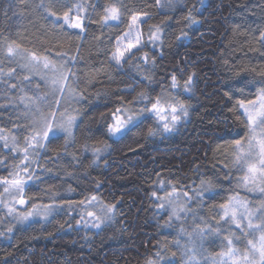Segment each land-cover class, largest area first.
<instances>
[{"label":"trees","instance_id":"16d2710c","mask_svg":"<svg viewBox=\"0 0 264 264\" xmlns=\"http://www.w3.org/2000/svg\"><path fill=\"white\" fill-rule=\"evenodd\" d=\"M77 5L83 7V32L54 25L44 7L60 15L72 9L75 16ZM110 5L120 9L121 18L104 23ZM189 11L196 23L187 19ZM132 15L149 18L143 25L145 47L119 68L112 53ZM157 27L159 39L153 40ZM261 33L264 0H185L169 12H161L157 0H0V136L10 145L0 140V177L23 167L24 153L11 150V137L22 149L32 134V113L21 97H42L41 108L54 98L7 55V47L14 42L51 59L60 58L57 52L74 57L71 81L83 93L75 106L74 135H58L43 148L29 149L27 209L32 204L60 209L48 222L15 224L0 236V264H147L157 252L162 264H185L187 240L180 229L193 232L199 218L216 228L219 205L246 196L244 173L233 163L234 142L249 136L237 101L254 99L264 87ZM10 69H15L11 76ZM173 75L177 87H172ZM189 77L191 90L186 91ZM141 93L148 100L141 101ZM157 98L165 105L184 103L188 116L165 132L168 121L145 112L119 139L109 134L117 107L135 114ZM149 128L159 129L158 134L148 135ZM201 181L212 188L197 196ZM173 186L191 198L192 215L182 223L169 221L170 213L160 207L161 188L172 191ZM93 195L99 204L85 207ZM107 205H115L112 219L104 217ZM87 212L104 217V223L99 228L87 224L93 218ZM13 223L0 204V232ZM215 244H206L203 253L219 254L222 244Z\"/></svg>","mask_w":264,"mask_h":264},{"label":"snow or ice","instance_id":"6c2138e0","mask_svg":"<svg viewBox=\"0 0 264 264\" xmlns=\"http://www.w3.org/2000/svg\"><path fill=\"white\" fill-rule=\"evenodd\" d=\"M171 4V0H168ZM160 3V0H157ZM45 11L50 17H53V24L59 23L61 27L68 29H79L81 32L84 30V23L79 15L83 11L82 5H77L76 15L73 16L72 9L63 12L62 15L55 11H52L47 6ZM121 18L120 9L115 5H110L105 9V15L102 17V21L107 23L108 21H119ZM187 19L191 23L197 21L191 15ZM140 20L139 15H132L129 29L131 30L133 25H137ZM161 29L156 28L152 34L153 40H158ZM127 36V34H125ZM261 39H264V33H261ZM140 41L137 36L135 43H128L124 50L117 47L112 53V58L116 64H120L125 60L126 53H131L133 48L139 45ZM7 55L15 56L21 55L25 63L22 67L29 68L32 70L44 69L43 73L37 72L42 76L47 83H49L53 90L58 93L61 98H64L67 94L71 100L79 102L83 99V93L74 91L70 80H75L76 74L72 72L71 68L66 67V64L72 63L75 59L67 58L66 53L57 52L55 55L60 57V63L54 59H50L48 55H37L36 52H28L26 49H21L18 44H10L7 47ZM130 58V57H129ZM147 54H145V59ZM15 69H10L7 75L11 76ZM49 74H51L49 76ZM29 79V77H25ZM172 87H177V80L175 75L172 77ZM192 78L189 77L188 81L185 82L184 88L186 91H190V85ZM16 87V85H12ZM42 97H21V101L25 102V107L28 108L33 114L32 120V134L30 137H25L26 146L22 149L16 144V138L12 137L11 150L22 151L24 153L21 164L23 165L19 171L10 173L9 177H0V185H3V191L0 192V197L4 194H8L11 199L5 201L0 198V204L7 208V215L13 218L14 223L6 228V232H0V236L6 233H11L15 224H25L31 218L37 215H43L47 217L52 211H54L55 205H36L32 206L26 211H20L15 205H26L27 200L23 198V192L25 185L28 180L32 178V174L29 172V149L35 151L37 148H43L45 142L51 138H58L59 133H66L69 137L72 135V129L76 122L77 117L75 115H65V111L59 112V119H57V111H49L47 113L41 111L38 101ZM141 101L148 100V97L143 93L140 94ZM57 106L60 104V100L56 101ZM237 104L247 119V127L249 136L246 140L238 139L234 142V160L233 163L237 166L243 176L241 177V183L248 187L250 192L259 191L264 193V87H261L254 99L239 100ZM35 106V107H32ZM145 112H152L154 115L159 117L161 121H168L163 124V131L171 132L176 125L181 121L182 118L188 116V106L180 102L177 104L168 103L161 105V101L157 98L154 102H151V107L141 108L139 112L130 114V110L126 107H117L110 115L111 123L108 125V132L111 136H119L125 131L130 130V125L134 124V121L139 120L140 116ZM159 129L149 128L148 135H157ZM0 140H4V147L8 148V138L6 136H0ZM99 152L100 149H95ZM2 163V161H0ZM19 167V166H18ZM23 173L24 175H22ZM27 177V179L25 178ZM201 190L196 193L197 196H202L204 192L210 191L212 185L210 182L201 181ZM250 186V187H249ZM177 192V189L173 186L171 193H166L168 196H173ZM153 196L157 194L152 193ZM184 197H188V193H183ZM97 197L95 195L87 201L91 203L95 201ZM179 197L175 200L169 199L168 205L172 209V214L169 216V221L173 218L179 220L180 213L186 211L185 205L178 203ZM85 201H80V204H84ZM106 212L104 213L105 219H112L110 215L115 211V205H107ZM160 207L163 208L164 204L161 203ZM220 209L223 210V215L220 217L225 222H230L235 225L237 229L241 230L242 235L245 238L247 247L244 251H241L239 247L234 244V239L239 240L240 237L236 236L235 233L231 237L225 236L226 251L219 253L223 259L220 262H214V264H264V201H261L257 206L250 207L249 202L244 201L237 196L229 198L226 203L219 205ZM87 216L94 217V222L91 224L92 227L99 228L104 223V219L100 216H96L94 212H87ZM87 223V222H86ZM167 223V222H166ZM170 226V225H169ZM211 234H220V228L213 229L210 225L207 228H200L197 225L193 232H185L183 228L180 229L181 236H187V242L182 246L184 251L183 255L187 257L185 264H199L196 260L197 246L203 248V242L206 237ZM250 237V238H249ZM10 238V237H9ZM177 245H180V240L176 241ZM175 255V253H173ZM163 257L159 252L156 253L155 259H149L147 264H162Z\"/></svg>","mask_w":264,"mask_h":264},{"label":"rangeland","instance_id":"374dc122","mask_svg":"<svg viewBox=\"0 0 264 264\" xmlns=\"http://www.w3.org/2000/svg\"><path fill=\"white\" fill-rule=\"evenodd\" d=\"M184 1L185 0H171V4H169L168 0H160V3H159L160 11L161 12L172 11V10L178 8V7L183 6ZM148 19L149 18L146 17V16H140V20L138 21V24L137 25H133L131 30L129 29L128 32L126 33L127 36L124 35L117 42V47H120L121 50H124L128 43H135L136 42L137 36H138L139 41H140L139 45L136 48H133L132 52L130 54L126 53L125 60L122 61L120 64H116V62L113 60L115 65L118 66L119 68H122L124 63L135 52H137V51H139V50H141V49H143L145 47V36H144V32H143V25L148 21ZM13 57L17 60V62L19 63L20 67L24 71L27 72V74L29 75L30 78L37 79V80L41 81L42 83H44L49 88V90L51 91L52 96H54V98L50 102V105L47 108H45V107L41 108L40 107L41 111H43L45 113H47L49 111H57V119H59V112L60 111H65V110H66L65 115H75L77 117L76 112H75V106L77 105L76 101H73L69 97H67V94L65 95L64 98H61L58 95V93H56L53 90L52 86L49 83H47L44 79H42L41 75L37 74V72L43 73L45 71L44 69L40 68V69H37V70H32V69H29V68L22 67V65L25 63L24 59H22V56L21 55H15ZM54 60H56L58 62V64L61 62L60 58H54ZM66 67L70 68V63L66 64ZM50 75L51 74H49V76ZM69 83L71 84L72 88L74 89L71 80L69 81ZM74 91H76V90L74 89ZM58 99L60 100L59 106H57V104H56V101ZM161 105L163 106L165 104H161ZM32 107H35V106H32ZM32 120H33V114H32ZM76 121H77V119H76ZM74 126H76V125L74 124ZM74 126H73V129L75 130ZM73 129H72V133H73L72 135H74V130ZM126 132L127 131H125L124 133H126ZM124 133H122L119 136H113V137H115V139H119L120 137H122V135H124ZM58 135H65L66 137H69L66 133H59ZM71 136H70V138H71ZM50 138H51V135H50ZM10 143L12 144V137H11ZM16 144H17V142H16ZM28 185L29 184H28V181H27V183L25 185V188H24V192H23V198H24L25 190H26ZM241 189L246 194V196L243 197V196H239L238 195V198L249 202V206L250 207H255L261 201H264V193H260L259 191L250 192L248 190V187H245L243 184L241 185ZM161 192H162V194H161V196L159 198L160 204L161 203L164 204V207L162 209L164 211H168L170 213V215L172 214V209L168 205V200L169 199L175 200L176 197L178 196L179 197L178 203L185 205L186 211L180 213V219L179 220L173 218L172 219L173 221L178 222V223H182L183 221L187 220L192 215V214H190V211H189V206L191 204V198L190 197H184L183 193H179V192H176L173 196L170 197V196L166 195V193H171L172 191L168 190V189L165 190L164 188H161ZM2 199H4L7 202V201H9L11 199V197L8 194H4ZM90 204H92V208H94L95 206H97L99 204V202L92 201L91 203L86 204L85 207H89ZM15 207H17L20 211H26L27 210V204L26 205L17 204V205H15ZM83 207H84V205H83ZM3 209H4V211L7 212V208H5L3 206ZM59 209L60 208H58V206L55 205L54 211H52L47 217H45L43 215H37V216H34L33 218H31L25 224H19V225L20 226H29V225H31L32 223H35V222H48V221H50L52 219V217L56 214V212L59 211ZM102 209L103 208H101L100 210H102ZM104 212H102V213H104ZM222 215H223V210L220 209L219 214H218L219 221L217 223L218 224L217 227L220 228V234L219 235H217V234L208 235L206 233V237H205V240L203 242V248H200V247L197 248L196 260L199 263H201V264H202V260H203V262L205 264H214V262L222 261L223 258L221 256H219V254H217L215 256H211V255L204 254L202 250L204 249L205 245L210 243V242H212L213 246L216 245L215 242H220L222 244V247L220 249L221 252L226 251V242L224 240V237L225 236L231 237L233 233H235L236 236L240 237V239L238 241L234 239V244L237 247H239L241 249V251H244V249L247 247L245 238L242 235L241 230L237 229L235 227V225L231 224L230 222H225V221L221 220L220 217ZM9 218L13 221V218L11 216H9ZM94 219H95L94 217L90 218L88 220L87 224H89V225L92 224V222H94ZM101 219H104V217L101 218ZM199 220H202V221H198L199 223H201V224L198 223L199 227L200 228H207L208 225L203 224L204 223L203 219L199 218ZM194 221H195V219H194ZM196 227H197V225H195L194 229H196ZM213 229H215V228H213ZM185 239L188 240V237L185 236Z\"/></svg>","mask_w":264,"mask_h":264}]
</instances>
